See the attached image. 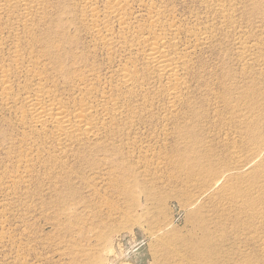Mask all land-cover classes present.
Returning <instances> with one entry per match:
<instances>
[{
  "label": "rangeland",
  "instance_id": "374dc122",
  "mask_svg": "<svg viewBox=\"0 0 264 264\" xmlns=\"http://www.w3.org/2000/svg\"><path fill=\"white\" fill-rule=\"evenodd\" d=\"M144 1L122 3L127 23L113 20L112 29L123 46L119 40L111 52L74 0H53L31 35L2 20L0 63L11 70L20 110L0 99V264H196L185 246L191 213L216 190L202 195L183 161L229 164L232 154L237 161L257 155L250 132L264 136V0H154L155 19L154 1ZM60 17L62 33L52 23ZM51 27L56 33L46 42ZM149 29L171 34L187 55L176 96L145 60L141 39ZM125 68L135 73L130 89L121 86ZM38 83L55 102L96 107L99 136L62 143L52 129L39 134L25 126L22 98ZM236 185L239 195H260L264 155L237 171ZM125 187L131 196L120 195ZM232 192L204 214L222 225L210 228L219 264H250L264 247L263 207L242 204L241 196L237 216L233 206L222 217Z\"/></svg>",
  "mask_w": 264,
  "mask_h": 264
},
{
  "label": "bare ground",
  "instance_id": "6f19581e",
  "mask_svg": "<svg viewBox=\"0 0 264 264\" xmlns=\"http://www.w3.org/2000/svg\"><path fill=\"white\" fill-rule=\"evenodd\" d=\"M52 1L53 0H0V33H1V23L2 20H4L6 26L8 25L12 27L18 26L20 29L24 31L25 34L31 35L33 32V26L36 17L37 16L41 17V15L45 13V10L49 8V4L52 3ZM74 1L75 4L78 6V8H80L78 13L81 15L83 21L86 23L92 36L96 40H99L107 51L111 52V50H113L115 45L118 46L119 42H120V46H123L121 45L122 40H120L122 37L119 38L120 41L115 40L113 38L114 30L112 29V27H114L115 25L112 26V24L114 23V22L112 23V21L117 20L120 23V24L118 23L119 25L125 24V20L127 23L128 19H125V15H124V13L126 14L128 13V12H124V10L127 11V8L122 6L124 0H74ZM150 1H154V0H150ZM155 1L152 2V5L149 3L150 7H152L149 10L151 12L152 18L154 19L159 17L160 14V11L159 12L157 11L158 9L155 10L156 9ZM100 2H103L105 5L103 10L98 8ZM124 4L127 3H123V5ZM38 20H40V18H38L37 21ZM52 23H56V27H58L59 32H61L60 29L61 27L64 26L63 25L64 18L60 17L59 19L53 20ZM124 26L125 28L127 27L126 25ZM153 27L155 26L153 25ZM120 28L123 29L122 26ZM127 28L130 27L128 26ZM150 30L151 29H149V34H147V36H143L142 39L140 38L142 40L141 44L143 45L145 60L152 67V69L156 71L162 78L167 77L166 80H169L171 83L170 85V83L168 82L170 85V87L167 88L169 95L176 96L178 95V90L182 86L180 79V72L184 70V67L182 68V66L187 58L186 57L187 55L183 51L180 52L179 49H177L176 45L172 43L173 38L170 37L171 34H169L166 31L158 33L156 32L157 31L156 29H154V31L153 30L150 31ZM55 33L53 27L49 28L46 31L47 39L45 41L48 42L50 36H52ZM61 33H59L58 35H60ZM11 36L12 34L9 35V37ZM62 37L64 38L66 37V35H63ZM2 40L3 38L0 35V41ZM14 40L17 41V38L15 36H14ZM36 41L39 42L37 39ZM126 46L127 45H125V47ZM52 54L54 55V58L61 57L58 54V51H54ZM1 65L4 64L0 63V88L2 90L0 99L4 104L8 105L10 109L20 110V108L17 107L16 104L17 102L16 97L15 96L13 97V95L11 94L13 91L12 85L15 83L14 81H12L11 74L9 76L11 70L7 68L8 66H1ZM121 78H122L121 86L124 89H130L132 86V80L135 78V73L133 72L132 69L125 68L121 73ZM11 81L13 82V84ZM40 81L42 82V78H40ZM38 84H39L38 86L40 87L32 91L33 93L32 92L26 93L25 97L22 98L23 106L25 107L26 109L25 111L27 112V114H25V116L22 118V123L25 126L28 125L31 128H34V130H36L37 132L39 131V134L42 131L52 129L54 131L52 132L53 136L51 138H53V140H58L60 142L62 141V139L64 140L71 139L75 137H81L82 135H85V137L87 138H97L99 136L98 134L99 125L101 124L102 120L96 118V110H95L96 107L90 106L88 104L68 107L60 102H55L50 97L45 96L46 93L45 85H42V83H38ZM43 88L45 89V93ZM181 93L182 91L180 92L179 96L181 95ZM112 106L117 108L118 104H112ZM115 117L116 116L114 114L112 118L117 119V117L116 118ZM114 119H112V121ZM250 133L253 138L252 141L254 147L252 149V152L254 151L257 154L250 161H245V160L243 161L241 160L242 158L239 159L241 161H237L238 156H235L234 154H232V157L230 156L231 162H229V164H222L221 162H219L217 159L214 158L213 159L211 158V160H207L206 161L207 163H203L201 162V160H196V161L191 160L190 162L182 160L186 164L184 166L189 167L188 174L192 178L191 181H194L195 184L199 185L200 188L203 189L201 190L203 193L202 195L216 190L214 194L215 196L209 198L210 200L209 203L205 202L201 204L198 209H196L191 213V216L193 218L191 219L193 228L189 235L190 243H187L185 246L189 250V253L191 254L196 264H219V249L217 247V240H213V236L217 238L216 236L217 232H214L211 229L212 227H215L216 229L220 227L222 228V225L220 221H214L212 217H209L204 214V211L207 208L206 206L207 204H213L214 203L213 200H217L219 198L224 200L227 196V193L233 191L232 192L234 194L232 196L233 198L232 199L230 198L229 200L230 202L229 204H232L229 206L230 208L220 207L219 205L215 206V207H220L222 209L223 214L220 216L222 217L228 216L229 213L234 211L231 210L234 208L233 206H235L234 213L237 216V199H238L237 197L243 196L241 197V201L243 200L242 204L248 203L249 207H255L257 205H261L263 207V210L261 211L260 215L264 217V188L259 189L260 195L258 196L252 194L251 191H248L246 194L243 195L237 194V185H236L237 171H241L247 168L250 164H252V162L257 161L262 155H264V136L257 135V133L255 132H250ZM44 135L48 136L47 134ZM58 141L56 142L58 143ZM64 142L62 141V143ZM182 161H178L177 159L175 160V162L178 163L179 165ZM170 164L171 166L174 165L172 159L170 161ZM174 168H178V167L175 166ZM137 178L138 177H135L134 180ZM135 182H138V180H135ZM169 182H171V178L169 179ZM131 193L132 192L129 189V187H125V189L120 193V195H125L128 197L131 196ZM202 195H200L199 197L197 196L198 199ZM194 204H195L194 207H196L198 201L194 200L192 202V205ZM214 204L216 205V203ZM243 210L244 212L250 211L245 209ZM255 211H257V209L251 212H255ZM228 218H231V216H229ZM233 223L237 224V221L234 220ZM247 262L250 264H264V247L259 246V248H256L254 262H250L249 260H247ZM95 264H100L99 258H97Z\"/></svg>",
  "mask_w": 264,
  "mask_h": 264
}]
</instances>
